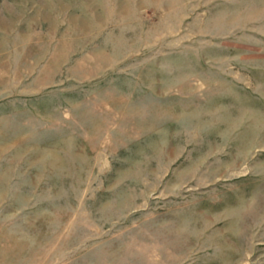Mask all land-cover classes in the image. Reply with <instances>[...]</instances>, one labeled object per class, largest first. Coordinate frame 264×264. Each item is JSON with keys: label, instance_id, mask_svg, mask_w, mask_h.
I'll list each match as a JSON object with an SVG mask.
<instances>
[{"label": "rangeland", "instance_id": "obj_1", "mask_svg": "<svg viewBox=\"0 0 264 264\" xmlns=\"http://www.w3.org/2000/svg\"><path fill=\"white\" fill-rule=\"evenodd\" d=\"M0 264H264V0H0Z\"/></svg>", "mask_w": 264, "mask_h": 264}]
</instances>
